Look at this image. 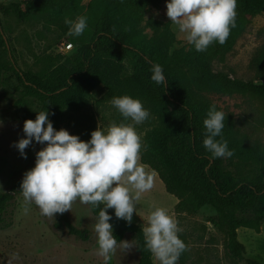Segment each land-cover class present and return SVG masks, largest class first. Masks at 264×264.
Here are the masks:
<instances>
[{
  "label": "trees",
  "instance_id": "16d2710c",
  "mask_svg": "<svg viewBox=\"0 0 264 264\" xmlns=\"http://www.w3.org/2000/svg\"><path fill=\"white\" fill-rule=\"evenodd\" d=\"M160 1L92 0L87 8L83 0L0 3V73L6 70L13 73L25 95L38 100L37 112L53 113L49 119L56 130L62 128L65 120L63 111H68L74 135L84 141L90 139L94 130L80 116L86 93L102 85L106 101L120 95L141 100L155 114L156 126L145 135L140 160L158 174L165 190L177 198L174 206L177 218L195 216L201 208L213 207L216 217L210 222L223 233L229 257L236 263L264 264L246 258L245 245L238 238L239 228L260 233L264 221V147L243 143L236 134L233 119L226 115L222 135L233 152L227 157L233 169L226 168L222 157L212 158L202 143L203 119L209 106L215 104L213 96L232 93L264 96V83L233 78L213 66L214 60L232 49L246 25L264 9V0H236V26L230 29L223 44L213 42L202 52L189 44L171 51L177 42L171 21L145 18L148 10L158 7ZM33 11L63 33L69 32L65 17L84 15L91 36L74 53L62 57V62L54 63L42 73L24 71L14 59L3 60L9 50L2 18L23 22ZM153 63L162 65L166 87L151 81ZM35 116L36 112H31L28 118ZM21 180L0 192V230L12 225L8 213L20 194ZM88 206L97 216L99 207ZM108 212L116 238L123 240L126 234L133 238L139 255L137 264H154V256L144 247L142 226L117 219L111 209ZM53 225L82 240L88 239V231L75 227L67 211L55 214Z\"/></svg>",
  "mask_w": 264,
  "mask_h": 264
},
{
  "label": "rangeland",
  "instance_id": "374dc122",
  "mask_svg": "<svg viewBox=\"0 0 264 264\" xmlns=\"http://www.w3.org/2000/svg\"><path fill=\"white\" fill-rule=\"evenodd\" d=\"M24 1L26 0H0V3L23 4ZM91 1L83 0L82 4L87 8ZM145 18L170 21L166 15V0H161L158 7H151ZM2 22L9 50L4 54L3 60L14 59L20 69L35 73H42L54 63L62 62V57L74 53L91 36L87 28L80 36L63 33L60 28L45 23L43 15L37 11H33L23 22L10 17H3ZM171 28L177 38L171 51L187 46L185 34L180 33L174 24H171ZM147 32L150 33L149 30ZM68 42L73 44V48L61 50L63 44ZM213 66L216 70L227 72L230 77L264 83V9L246 25L232 49L214 60ZM105 92L104 86L99 85L85 94L82 103L80 116L94 130L99 124L103 129L111 122L123 120L109 101L103 98ZM213 100L226 116L233 119L236 134L243 143L264 147V96L232 93L213 96ZM143 105L148 109L149 117L135 126L142 146L146 133L156 126L155 114L146 104ZM39 106L35 97L25 95L22 85L10 70L1 71L0 192L9 190L23 177L26 170L34 167L35 152L42 145L33 142L25 149L27 158H23L14 147V142L24 136L23 123ZM63 113L65 120L62 128L74 135L70 124L71 114L68 111ZM222 159L227 169H233L229 166L228 158ZM144 166L146 171L154 174L153 187L142 193L137 202L138 212L133 213L132 222L142 226L147 223L152 210L163 207L178 222V235L186 245L176 264H246L245 261L236 263L227 254L223 233L210 222V219L216 217L213 207L205 206L195 216L177 218L174 212L177 198L165 190L156 172L147 165ZM67 213L75 227L88 231L87 240L70 235L65 229H56L53 225L55 215L54 218L41 215L34 203L26 202L21 194L16 195L8 213V221L12 225L0 230V264H137L139 255L130 234H126L123 240L132 241V248L126 251L117 248L111 259L105 262L98 255L93 228L97 216L92 214L87 204H82L79 200L72 203L71 210ZM110 223L113 225L111 221ZM114 229L113 225V231ZM238 238L245 245L246 258L264 263V221L260 233L249 228H239ZM154 264H159L155 258Z\"/></svg>",
  "mask_w": 264,
  "mask_h": 264
},
{
  "label": "clouds",
  "instance_id": "9594fccd",
  "mask_svg": "<svg viewBox=\"0 0 264 264\" xmlns=\"http://www.w3.org/2000/svg\"><path fill=\"white\" fill-rule=\"evenodd\" d=\"M166 15L185 34L187 43L202 52L213 42L223 44L230 29L236 26V0H166ZM64 23L69 25L71 35L80 36L87 27V17H65ZM150 72L151 81L166 87L162 65L153 63ZM109 103L123 120L111 122L103 129L99 124L87 141L64 128L56 130L49 119L53 113L41 110L35 111L34 120L24 121V136L14 142L23 158H27L25 149L33 142L42 145L35 152L34 167L24 172L19 190L41 215L54 218L57 213L71 210L76 200L99 207L93 228L98 255L105 262L117 248L126 251L133 246L132 241L118 240L113 234L108 209H114L117 219L131 224L133 213L138 212L137 202L154 181V174L139 162L142 144L135 127L148 119V109L129 95L113 96ZM203 125L202 143L211 157H231L233 152L222 135L225 113L215 104L210 105ZM141 231L144 247L159 264H176L186 249L178 235V222L163 207L149 213Z\"/></svg>",
  "mask_w": 264,
  "mask_h": 264
},
{
  "label": "built area",
  "instance_id": "2783aa9c",
  "mask_svg": "<svg viewBox=\"0 0 264 264\" xmlns=\"http://www.w3.org/2000/svg\"><path fill=\"white\" fill-rule=\"evenodd\" d=\"M73 48V44L72 43H70V42H68V43H64L63 44V47H61V50L63 49H66V50H70V49H72Z\"/></svg>",
  "mask_w": 264,
  "mask_h": 264
},
{
  "label": "crops",
  "instance_id": "0c3cea01",
  "mask_svg": "<svg viewBox=\"0 0 264 264\" xmlns=\"http://www.w3.org/2000/svg\"><path fill=\"white\" fill-rule=\"evenodd\" d=\"M238 231H239V229H238Z\"/></svg>",
  "mask_w": 264,
  "mask_h": 264
}]
</instances>
